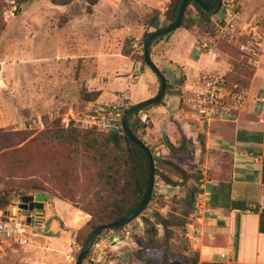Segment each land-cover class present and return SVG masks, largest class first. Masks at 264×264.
<instances>
[{
    "label": "rangeland",
    "instance_id": "rangeland-1",
    "mask_svg": "<svg viewBox=\"0 0 264 264\" xmlns=\"http://www.w3.org/2000/svg\"><path fill=\"white\" fill-rule=\"evenodd\" d=\"M68 1L67 6L59 7L47 0H0V134L3 136L0 147L7 148L6 152L15 149L20 133L29 138L16 146L23 152L18 156L22 165L17 172L14 171L15 179L7 181L0 168V190L29 183L47 190L43 195L45 208L41 216L28 226L29 247L23 249L0 242V264L49 263L54 258L57 264L75 263L73 255L78 250L75 236L85 223L71 225L72 209L68 205L79 215L87 216L89 221L90 216L83 211H95L99 199L106 196L105 186L98 178V167L90 152L79 145L48 141L47 136L58 119L65 129L71 120L87 124L92 117L81 97L83 91L97 86L93 82L87 84L93 73L90 56L135 52L136 39L142 45L143 34L158 27L149 24L152 14L157 16L154 23L158 25L161 17L158 14L163 13L168 2L99 0L91 7L85 0ZM225 1L234 6L238 16L241 14L238 0ZM253 2L262 9L259 16H254L255 26H260L258 32L264 34V0ZM189 14L198 17L191 7ZM208 24L216 49L230 58L232 73L226 80L223 78L225 93L247 90L255 70V58L261 52L259 39L241 28L239 17L234 31L229 30V33L223 31V24L217 18L213 17ZM201 26L199 20L194 32L204 35ZM242 46H246V51L241 50ZM207 50L201 49L202 52ZM134 56L142 55L135 52ZM34 58L41 61L34 62ZM22 59L26 60L25 65L20 62ZM23 67L27 69L23 71ZM160 72L174 87L173 73L165 68ZM234 86H240L238 91ZM171 90L164 100L168 110L173 107L176 111L180 99ZM241 109L237 108L233 113ZM139 119L138 115L135 122H140ZM192 121L191 125L197 126ZM102 134L106 138L112 133L104 131ZM139 137L143 139L142 132ZM32 139L36 142L28 144ZM191 142L184 147L187 151L181 148L174 152L175 155L162 154L163 139L148 144L157 168L152 200L141 216L121 231L103 232L95 240L104 252L100 264H144L146 261L165 264L163 247L166 244L170 245L174 256L172 264H192L194 257L188 253L190 245L186 236L187 218L193 212L203 174L210 164L204 136L195 131ZM108 147L121 156L125 155L122 141L117 147L112 142ZM129 197L130 192H125L124 198ZM55 200L58 202L52 208ZM17 202L19 200L9 205L4 213H12ZM154 213L172 222L173 227L164 230ZM28 215L20 211L18 220L24 224V217ZM167 232L172 234L171 240H168L170 235ZM111 234L115 235L111 237ZM113 243L118 245L114 253L110 248Z\"/></svg>",
    "mask_w": 264,
    "mask_h": 264
},
{
    "label": "crops",
    "instance_id": "crops-1",
    "mask_svg": "<svg viewBox=\"0 0 264 264\" xmlns=\"http://www.w3.org/2000/svg\"><path fill=\"white\" fill-rule=\"evenodd\" d=\"M238 6L241 28L259 39L261 49L255 58V70L242 109L209 126L194 120L197 126L191 125L186 101L205 90L202 78L211 75L223 78L232 73L230 58L216 49L212 37L194 32L195 27L191 31L176 30L151 47L150 57L156 68L173 73L174 89L171 91L175 93L179 89L183 97L178 110L173 107L168 110L164 100V107L152 106L139 114L141 124L150 126L145 130L143 142L148 147L149 143H159L163 139L165 143L160 146L163 155H170L168 145L178 149L182 140L184 147L191 144L195 131L204 136L210 167L203 174L198 194L206 202V213L198 221L191 218V213L187 218L186 236L190 245L188 253L194 257L192 264H264V34L258 32L260 26H255V17L262 9L253 0H238ZM158 23L152 27H163V16ZM201 49L208 50L202 52ZM134 54L127 57L120 53L90 56L93 73L87 84L96 83L100 92L93 104L114 103L124 108L156 96L157 77ZM33 61L40 62L41 59L34 58ZM20 62L25 65L26 60ZM181 77L184 82L179 86ZM56 202L58 200L52 202V208ZM68 206L72 209L70 223L73 227L88 221L87 216L79 215ZM97 245L103 254L101 244ZM110 248L114 253L118 245L110 244ZM39 264L57 263L54 258V261Z\"/></svg>",
    "mask_w": 264,
    "mask_h": 264
},
{
    "label": "trees",
    "instance_id": "trees-1",
    "mask_svg": "<svg viewBox=\"0 0 264 264\" xmlns=\"http://www.w3.org/2000/svg\"><path fill=\"white\" fill-rule=\"evenodd\" d=\"M27 1V0H25ZM54 6H67L70 3L68 0L65 1H56V0H47ZM87 1L89 6H94L98 3L99 0H85ZM203 4H205L208 8L213 9L216 6V0H200ZM182 0H168L166 5L164 6L163 13L158 14L163 16L165 21L167 22L163 27L154 30L153 32H146L142 36L143 45L151 37L154 33L164 30L171 23L174 22L178 8L181 4ZM193 8L198 17H192L189 14V8ZM156 15L152 14L149 24H154ZM219 19V23L223 24V16L221 11L219 14L215 16H208L204 14L200 8L196 4L189 5L185 12L182 22L180 24L179 29H184L187 31H191L194 29L199 22L202 21V31L205 36L213 37L211 27L209 24L212 18ZM188 22V24L186 23ZM163 39V38H162ZM157 40L154 44H156ZM153 44V45H154ZM131 51L122 56H130ZM139 60L142 65H144L143 57L140 56ZM230 75V74H229ZM224 76L223 78L226 80L229 76ZM184 82V78L181 77L179 81V86H181ZM240 87V86H237ZM173 89L168 82L166 81V93L165 96L154 106L164 107V99L169 90ZM183 102V97L179 91L176 89L174 91ZM100 96V92L97 89L83 91L81 94L82 101L84 104L94 103ZM132 105H126L123 108L124 113L129 109ZM144 109L140 112L132 114L128 119V126L133 134V136L140 141V143L144 144L142 138L139 137V132H142V135L145 134V130L149 129L150 126H146L141 124V122H135V117H137L141 112L148 110ZM49 135L47 136L48 141H60L63 145H79L84 150L88 151L92 155L93 161L97 164L98 167V178L105 186V194L106 196L99 199L97 206L95 207V211L91 212L88 210L83 211L84 214L90 216V220L87 221L77 232L75 236L76 247L78 250L74 253V260L77 259L80 251L87 243L93 231L103 225L112 224L118 222L128 215H130L141 203L146 189H147V180H148V168L145 156L143 153L132 144L127 137L122 132L121 135L116 133H112L111 136L104 137L102 133L95 126L86 123H79L75 121H69L67 128H63L61 125V120H56L54 122L53 127L51 128ZM19 141L18 144L15 145V149L10 151H4L7 148L0 147V168L2 169L4 176L7 181H12L15 179L18 168L22 165V161L18 159V156L23 152L22 148H16L22 142L27 141L29 138L23 133L17 134ZM3 136L0 134V139ZM120 141L125 144V155L121 156L115 153L108 147L109 143H113L114 147L119 146ZM36 140L32 139L28 142V144L35 143ZM59 142V143H60ZM185 141L182 140L181 145L178 149L184 148ZM146 146V145H145ZM147 147V146H146ZM148 148V147H147ZM168 149L171 155H175V151L178 149L174 148L172 145H168ZM184 151H187L184 148ZM154 163V173L156 175V159L153 158ZM154 175V176H155ZM130 192L129 198H124L125 192ZM47 193V190L43 187H39L32 184H23L18 186H10L6 189L0 190V212H5V209L11 205L15 200H20L22 198L29 197H37L42 196ZM153 192L151 193L150 201L152 200ZM147 204V206H148ZM146 209V208H145ZM142 214V213H141ZM141 214L137 217L139 218ZM154 218L157 220V223L162 225L164 230L170 229L173 227L172 222H168V220H163L161 216L157 213H154ZM147 227V224H146ZM124 227L114 229L112 231L118 233ZM147 229V228H146ZM168 240H171V233L167 232ZM102 236V235H100ZM98 240V239H97ZM96 240V241H97ZM96 241L94 244H96ZM164 250V263L172 264L174 256L171 251V247L169 244H166L163 247ZM73 253V252H72ZM144 264H151L149 261L144 262Z\"/></svg>",
    "mask_w": 264,
    "mask_h": 264
},
{
    "label": "built area",
    "instance_id": "built-area-1",
    "mask_svg": "<svg viewBox=\"0 0 264 264\" xmlns=\"http://www.w3.org/2000/svg\"><path fill=\"white\" fill-rule=\"evenodd\" d=\"M220 11L223 16V31L229 33V30H232L233 32L236 21H238L234 6L225 1L222 3ZM143 47L144 45H141L140 41L136 39L134 44L135 52L142 55ZM246 49V46L241 47L242 51H246ZM249 52L251 53V50ZM202 82L205 90L186 101L192 120L202 126H209L215 121L230 118L233 111L241 108L245 102L246 90L225 93L224 81L221 77L204 76ZM234 89L237 90L238 87L234 86ZM86 110L89 115H92L87 122L88 124L95 126L101 132L107 131L118 135L122 134L124 111L121 105L114 103L95 105L89 103ZM18 206L19 202L16 204L15 211L8 213V215L0 212V242L26 247L29 245V225H26V220L30 218L32 223V220L37 217L34 214H30L28 217H24V224L21 223L18 220V212H20ZM204 213H206V202L201 194H197L191 218L198 221ZM101 261L100 249L97 244H93L86 257L85 264H100Z\"/></svg>",
    "mask_w": 264,
    "mask_h": 264
},
{
    "label": "water",
    "instance_id": "water-1",
    "mask_svg": "<svg viewBox=\"0 0 264 264\" xmlns=\"http://www.w3.org/2000/svg\"><path fill=\"white\" fill-rule=\"evenodd\" d=\"M223 0H216V6L213 9L208 8L205 4H203L200 0H182L178 11L176 18L173 23H171L167 28L164 30L158 31L154 33L151 37L148 38V40L145 42L144 47H143V62L144 65L157 77L158 82H159V88L158 92L155 97L152 99L140 103V104H135L132 105L127 111L124 113L123 118H122V131L124 135L127 137V139L134 144L145 156L146 162H147V168H148V180H147V189L145 192V195L139 204V206L126 218L112 223V224H107L100 226L96 228L93 233L91 234L90 238L88 239L87 243L85 246L82 248L80 251L77 259L75 260L74 264H82L83 261L85 260L86 256L88 255L92 245L94 244L95 240L103 233L106 231H112L114 229L122 228L128 224H130L132 221L137 219V217L145 210L150 197L151 193L153 190V184H154V163H153V158L151 155V152L149 149L142 143H140L139 140H137L133 134L131 133L129 126H128V119L129 117L137 112H140L141 110L150 108L157 104L164 96L166 93V79L164 76L161 74V72L156 68V66L152 63L151 61V47L152 45L159 39H162L177 29H179L180 24L182 22V19L184 17V12L186 8L191 5V4H196L200 10L208 15V16H215L219 14L221 7H222ZM0 79H1V74H0ZM2 85V82H0ZM44 207V197L42 196H37V197H29V198H22L19 200V210L21 212H25L30 214L36 215V217L41 216L42 211ZM8 215V213H6ZM31 219L26 220V225H30Z\"/></svg>",
    "mask_w": 264,
    "mask_h": 264
},
{
    "label": "bare ground",
    "instance_id": "bare-ground-1",
    "mask_svg": "<svg viewBox=\"0 0 264 264\" xmlns=\"http://www.w3.org/2000/svg\"><path fill=\"white\" fill-rule=\"evenodd\" d=\"M13 211H15V207L13 208Z\"/></svg>",
    "mask_w": 264,
    "mask_h": 264
},
{
    "label": "flooded vegetation",
    "instance_id": "flooded-vegetation-1",
    "mask_svg": "<svg viewBox=\"0 0 264 264\" xmlns=\"http://www.w3.org/2000/svg\"><path fill=\"white\" fill-rule=\"evenodd\" d=\"M36 218H34L32 221H34Z\"/></svg>",
    "mask_w": 264,
    "mask_h": 264
}]
</instances>
